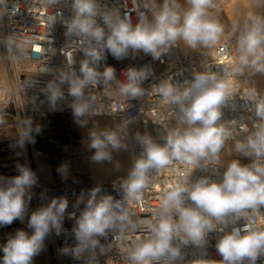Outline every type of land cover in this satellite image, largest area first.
<instances>
[{"label": "built area", "instance_id": "1", "mask_svg": "<svg viewBox=\"0 0 264 264\" xmlns=\"http://www.w3.org/2000/svg\"><path fill=\"white\" fill-rule=\"evenodd\" d=\"M94 26L104 30V39L96 41L87 35L69 32V25L76 18L75 0H0V55L5 70V82L0 87L1 102L12 109L15 118L26 130L29 141L30 164L35 180V196L38 211L47 208L55 200L66 201L67 206L59 220V226L50 224L45 234L48 264H136L132 254L151 235L148 222L155 223L160 212V201L169 185H192L202 178L209 182H221L225 169L219 159L202 158L194 169L179 161L146 172V184L137 193L128 195L127 178H116L104 183L69 184L61 182L59 174H51L54 183L46 182L40 170L48 149L60 148L65 141H72L75 128L72 119L79 116H113L126 120L129 128L135 160L146 158L144 139L163 146L168 134L186 127L182 123L181 104L166 99L160 92L165 84H171L182 93L198 73H212L217 79L230 78L231 92L219 106L221 116L216 122L226 133L224 144L243 142L254 136L264 121L256 114L258 104L264 102V90L244 95V87L236 81L235 65L239 51V39L245 27L226 31L210 48H199L185 53L181 41L162 51L159 58L152 54L137 57L129 48L119 59L106 47L112 23L127 19L135 28L151 6V0H93ZM165 0H163V5ZM169 7L172 8L169 0ZM222 0H212L211 8H223ZM144 20V19H143ZM145 22V20H144ZM39 50H36V49ZM91 50L99 59L87 55ZM84 63L97 73L95 80L86 83L82 95H71L73 81L83 80ZM112 67L114 76L106 80L104 70ZM145 73L137 80L141 92L132 97L121 91L128 83V71ZM53 91L58 95L53 100ZM184 106L188 101H184ZM87 105L86 111L77 116L75 106ZM222 145V147H223ZM245 156H239L247 165ZM249 164L257 160L247 156ZM259 160L264 162V157ZM63 169V166L60 167ZM95 195L93 196V192ZM185 196V206L193 202ZM111 197L117 215H127V220H115L103 234L79 239V221L88 210L90 200L98 203ZM245 214H230L224 221L213 218L214 228L207 231L199 243L182 242L175 237L172 246L180 255L170 258L150 259V264H222L223 257L217 250L218 241L234 228L264 230V205L257 209H244ZM173 218L177 217L173 214ZM79 249V251H77ZM238 264H253L245 257ZM254 264H264L261 251Z\"/></svg>", "mask_w": 264, "mask_h": 264}, {"label": "clouds", "instance_id": "2", "mask_svg": "<svg viewBox=\"0 0 264 264\" xmlns=\"http://www.w3.org/2000/svg\"><path fill=\"white\" fill-rule=\"evenodd\" d=\"M189 9L181 14L169 7L168 0L162 10L156 14L155 23L147 24L143 18L133 28L130 22L119 20L112 23L106 16L111 34L106 41V47L117 59L121 58L129 48L142 50L152 54L153 58L160 57L162 51L182 40L188 47L195 49L198 45H214L223 33V26L217 21L208 19L207 8L212 0H188ZM76 18L69 25V32L77 35H87L96 41L104 39V30L95 25V5L93 0H75ZM251 26L245 25V31L239 39V63L251 66L256 72L264 73V19L249 14ZM36 50H39L38 48ZM99 59L95 50L87 53ZM251 57V59H249ZM83 80L72 82L70 93L73 96L82 95L83 86L95 80L97 73L87 63L81 67ZM145 73L130 69L128 83L121 86V91L135 97L141 90L137 80ZM114 76L112 67H106L104 77L111 80ZM231 81L217 79L212 73H198L193 83L178 93L171 84L160 88L163 96L181 104L183 130L179 128L171 131L166 143L161 146L151 139H144L146 158L136 161L130 179L127 183L129 196L137 193L146 184V172L150 168H160L169 165L173 160L186 164L189 169L198 166L202 158L219 159V151L224 143L226 133L223 126L216 122L221 116L220 105L231 92ZM58 93L53 91L55 100ZM184 101H188L184 106ZM87 105L75 106V114L82 115ZM256 114L264 121V102L258 104ZM101 136L93 134L91 147L96 149L94 159L101 161L108 157L106 150L109 145L113 148L120 146V141L114 132H104ZM236 150L247 156L255 155L249 165H242L239 160H233L223 173L221 182H209L202 178L192 185H169L164 190L160 201V212L155 223L148 222L151 235L140 244L132 254L136 264H150V259L170 258L180 255V250L172 246L175 237H181L182 242L189 241L199 244L207 231L214 228L213 218L222 222L230 214L244 215V209H257L264 205V123L258 126L254 136H249L246 143L237 142ZM20 174L11 178L6 186L0 187V226H7L14 220L20 219L25 208V190L31 187L35 180L30 170L19 168ZM187 198L193 202L185 206ZM95 191L93 192V196ZM67 206L66 201L57 204L54 200L50 206L34 212L29 219V226L34 229L31 236L20 230L9 239L3 247L2 264H30L32 257L39 251L42 240L49 230L50 224L59 226V220ZM111 197L104 198L98 203L92 200L88 203V210L79 221L77 236L79 239L90 238L93 234H103L115 220H127V215H117ZM173 214L177 217L173 218ZM241 229L234 228L225 234L217 243L218 252L223 257L222 264H238L243 258H249L253 264L258 254L264 251V230H251L246 226L241 235ZM79 251V249H77Z\"/></svg>", "mask_w": 264, "mask_h": 264}, {"label": "rangeland", "instance_id": "3", "mask_svg": "<svg viewBox=\"0 0 264 264\" xmlns=\"http://www.w3.org/2000/svg\"><path fill=\"white\" fill-rule=\"evenodd\" d=\"M178 1V0H173ZM188 1V0H187ZM231 1V0H230ZM190 6L186 8L189 9ZM264 10V8H263ZM217 14L222 22L228 26V30L232 29L234 24L227 15L224 8H207V15ZM207 18V17H206ZM244 22V20H243ZM242 22V23H243ZM241 23V24H242ZM226 30V31H228ZM226 31H223L225 33ZM222 33V34H223ZM220 35V37L222 36ZM1 59V55H0ZM0 66L4 70L3 63ZM254 69V68H253ZM255 70V69H254ZM5 76V70L3 71ZM72 125L75 128V138L72 141H65L60 148L48 149L43 159L40 170L42 171L47 183H54L51 174L61 177V182L69 184H88L93 183L91 168L89 163V155L92 149L88 148L85 140L92 136L94 132L83 128L79 122V118L72 119ZM81 125V126H80ZM99 133V136L103 138ZM28 138L26 130L15 118L12 109L0 104V187L6 186L11 178L20 174L19 168H27L28 170H36L35 166L30 164V153L28 148ZM120 152V151H119ZM235 156L247 155L238 152ZM244 158V159H245ZM233 159L225 160L224 166H228ZM249 165L248 160L246 161ZM63 166V169L60 167ZM35 183L25 190V208L20 219H16L12 224L0 226V264L3 261V247L6 242L13 238L20 230L31 236L34 229L29 226L30 216L38 211L37 199L35 196ZM30 264H48L47 244L44 236L39 251L32 257Z\"/></svg>", "mask_w": 264, "mask_h": 264}, {"label": "bare ground", "instance_id": "4", "mask_svg": "<svg viewBox=\"0 0 264 264\" xmlns=\"http://www.w3.org/2000/svg\"><path fill=\"white\" fill-rule=\"evenodd\" d=\"M169 2L172 8L181 14V17L183 12L188 10L186 7L190 6L187 0H169ZM222 2L224 4H221V6L227 10V13L236 28L245 27L246 24L251 26L252 21L248 19L249 14L264 19V0H222ZM163 6V0H151V6L143 16L145 23L150 25L154 24L156 14L162 10ZM180 41L181 48L185 53H192L196 49L210 48L213 46L198 45L193 49L188 47L182 40ZM135 54L140 58L150 55V53H145L142 50H135ZM239 56L240 53L237 55L236 59L235 77L236 81L244 87L243 94L250 95L254 91L264 90V73L256 72L251 66L241 65L239 63ZM249 59H251V57ZM1 60L2 59H0V61ZM261 62L264 63V60ZM3 71L4 70L0 66V87L5 82ZM222 80L233 81L230 78H223ZM1 103L0 99V104ZM78 118L83 128L85 127L88 131L92 130L97 136H99V133L114 132L120 141V146L117 148H113L111 145L108 146L106 149L109 153L107 158L101 161H96L94 159L96 149L91 147L93 135L85 140L86 146L93 150L88 157L93 183H104L116 178L130 179L136 160L126 120L121 117L113 116H79ZM238 152L235 143H226L221 147L219 154L225 170L227 169V166H224V161L226 159L238 160L239 156H235ZM245 161H247L246 158Z\"/></svg>", "mask_w": 264, "mask_h": 264}, {"label": "crops", "instance_id": "5", "mask_svg": "<svg viewBox=\"0 0 264 264\" xmlns=\"http://www.w3.org/2000/svg\"><path fill=\"white\" fill-rule=\"evenodd\" d=\"M225 9V8H224ZM225 11L227 12V10L225 9ZM227 15H228V17L230 18V16H229V14L227 13ZM207 18L208 19H212V20H215V21H217L219 24H221L222 26H223V31H226V30H228V26L224 23V22H222L221 20H220V18H219V16L217 15V14H214V15H207ZM230 20H231V18H230ZM232 21V20H231ZM233 23V22H232Z\"/></svg>", "mask_w": 264, "mask_h": 264}]
</instances>
